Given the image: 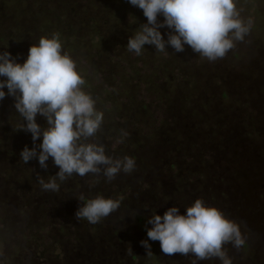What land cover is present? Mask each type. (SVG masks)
Here are the masks:
<instances>
[{"label":"rangeland","instance_id":"obj_1","mask_svg":"<svg viewBox=\"0 0 264 264\" xmlns=\"http://www.w3.org/2000/svg\"><path fill=\"white\" fill-rule=\"evenodd\" d=\"M84 3L0 0V52L22 64L42 36L59 33L67 53L75 42L78 49L69 53L78 71L89 69L87 82L111 90L106 97L94 86L95 97L117 102L105 103L104 142L99 133L89 142L103 144L113 158H134L135 169L110 182L102 174L76 175L86 191L78 198L65 181L57 180L58 191H44L37 176H54L53 159L46 169L38 159L25 164L16 146L30 138L9 146L1 133L0 264H192L193 254H164L159 241L148 240L147 221L172 206L184 214L196 199L240 224L244 244L226 245L236 263L264 264V0H237L241 18L252 21L250 32L214 62L188 45L182 52L145 45L137 56L126 45L147 23L143 10L127 0ZM160 31L167 40L170 30ZM145 51L152 62H142ZM131 63L139 75L126 69ZM11 103V96L0 101V131L3 121L21 119L15 106L8 112ZM122 133L127 136L117 143ZM97 195L120 201L119 208L96 224L78 221V208ZM211 262L220 264L216 258L199 264Z\"/></svg>","mask_w":264,"mask_h":264},{"label":"clouds","instance_id":"obj_2","mask_svg":"<svg viewBox=\"0 0 264 264\" xmlns=\"http://www.w3.org/2000/svg\"><path fill=\"white\" fill-rule=\"evenodd\" d=\"M143 10L147 23L130 36L126 48L139 56L145 45H153L157 52H167L171 46L182 52L185 45L199 57L214 62L222 59L243 42L249 34L252 21L245 22L237 9V0H127ZM158 17H163L159 20ZM167 27V40L160 29ZM85 80L76 61L63 51L59 33L42 36L30 49L21 64L8 51L0 52V101L6 96L15 100V109L23 118L19 130L31 133L33 144L42 137V143L21 151L26 164L38 159L41 168H47L51 157L59 171L47 179L37 176L44 191H58L60 182L74 174H102L110 182L121 171L135 169L134 158H113L106 154L103 144L89 142L103 123L104 114L97 110L96 100L84 90ZM7 88V92H5ZM47 120L42 128L36 117ZM122 138L117 143L123 142ZM37 148L40 150L37 151ZM120 206V201L97 195L78 208L76 219L91 224L99 223ZM147 237L159 241L164 254H193L192 264L216 258L220 264H232L226 245L244 244L239 223L226 217L222 210L205 204L202 199L180 213L172 206L164 214H153L147 221ZM148 240L141 241L147 253Z\"/></svg>","mask_w":264,"mask_h":264},{"label":"trees","instance_id":"obj_3","mask_svg":"<svg viewBox=\"0 0 264 264\" xmlns=\"http://www.w3.org/2000/svg\"><path fill=\"white\" fill-rule=\"evenodd\" d=\"M84 1H87V4L86 3H84V5L86 6V7H92L93 8V6H95V4L97 3V0H84ZM105 8H103V11L102 12H107V6H104ZM66 47V50L67 51H69V52H73V51H75V50H77L78 49V46L75 44V42L74 43H68V45L67 46H65ZM154 51V50H153ZM68 52V53H69ZM147 51H145L143 54V56H142V62H145V58H146V60L147 61H150V62H152L153 60L151 59V57H153V55L151 56L150 54H148V53H146ZM69 54H72V53H69ZM23 56H25V55H23ZM147 63V62H146ZM131 66V67H130ZM126 69L127 70H131L132 69V72L133 73H136V74H140V72H138L139 70H140V67H136V66H134L132 63L129 65V66H127L126 65ZM89 70V69H88ZM88 70L87 71H84V72H80L81 74H82V77H83V79L85 80V85L83 86V87H86V89H85V91L86 92H89L91 95H92V97L96 100V108H97V110H99V111H101V112H104L107 108H106V106H107V104H105V103H113V102H110L109 100H108V98H106V100H103V96L102 95H100V96H98V97H95V95H96V93H94V90L95 89H97V87L99 88V89H103V90H105L106 91V97H108V94H109V91H111L110 89H107V88H104L103 86H100V85H93V83L91 82V83H89V82H87L88 80H89V73H88ZM142 70H143V68H142ZM148 73H150V72H147L146 71V74L147 75H149ZM138 75H135L132 79H133V81L131 82V84H132V86L134 87V88H136L137 89V87L139 86V81H140V79L138 78ZM137 82V85H135V81ZM142 80V79H141ZM143 81V80H142ZM152 84H153V82H151ZM143 84V83H142ZM94 86H97V87H94ZM124 89V88H123ZM115 91V90H114ZM116 92V91H115ZM117 102H115V103H113L114 104V106L115 105H117L116 104ZM14 104L15 103H11L10 105V107H9V109H8V112H9V110L10 109H13V107H14ZM171 106H173V105H171ZM118 107V106H117ZM174 107V106H173ZM175 108V107H174ZM126 109V108H125ZM144 109H146V107L144 106V108H143V110ZM142 110V111H143ZM141 111V112H142ZM178 112H176V110H175V113H174V116L175 117H177V114ZM36 120H37V123L39 124V125H41V127L42 128H46L48 125H47V120H46V118H44V117H42V116H40L39 114L37 115V117H36ZM107 117H105L104 116V118H103V123H102V125H101V128H100V130L97 132V134L96 135H98V133L102 136V138L101 137H99L100 138V141L101 142H104L103 141V139H105V135H103V131H105L104 129L108 126V123H107ZM260 120H262V119H258L257 121H260ZM5 121H3V123H2V127H4L5 128V132L4 131H0V135H1V133H5L4 134V137L2 138V140H3V143H6V144H8L9 146H11V145H13L14 143H16V142H20L21 143V141L23 142L24 140H22V137L23 136H26V138L25 139H29V142H24L25 144H22L21 146L19 145V146H16V147H21V151L24 149V147L25 146H27V147H34V144H33V141H32V136H31V133H29V132H26V131H24V130H19L20 129V127L22 126V124H23V118L21 117V119H20V121H11V120H7L5 123H4ZM106 124H107V126H106ZM1 128V127H0ZM97 138V137H96ZM41 140V142H42V137L40 138V139H38L36 142H35V144L36 143H38L39 144V141ZM31 144L30 146L28 145V144ZM15 146V145H14ZM10 150H12V151H17V148H9ZM39 149L37 148V151H38ZM34 163H36V165H38L37 164V159H34ZM22 166H24L23 164H21ZM53 174H54V176L56 175L55 174V172H56V170L58 169V167L56 168V165L53 163ZM74 176V177H73ZM73 176H71V177H69V178H67L66 180H65V183H66V185L68 186V187H72L74 190L76 189L77 190V192H78V194H76L75 195V197L76 198H78V197H80L82 194H85V192L86 191H84L83 189H81L78 185H77V183L76 182H78V183H82L81 181H79V178L76 176V174L75 175H73ZM67 181V182H66ZM69 181H70V183H69ZM80 192V193H79ZM74 192H71V193H69V195L71 194H73ZM79 194H80V196H79ZM140 223H143V220H140Z\"/></svg>","mask_w":264,"mask_h":264},{"label":"flooded vegetation","instance_id":"obj_4","mask_svg":"<svg viewBox=\"0 0 264 264\" xmlns=\"http://www.w3.org/2000/svg\"><path fill=\"white\" fill-rule=\"evenodd\" d=\"M248 244V246L246 245L244 248H247L248 249V247L250 246L249 245V243H247ZM251 250H253L252 248H251ZM255 254V253H254ZM231 259H232V263L233 264H239L238 262L236 263V261H235V259L234 258H232V256H231ZM213 262H211V264H212Z\"/></svg>","mask_w":264,"mask_h":264}]
</instances>
